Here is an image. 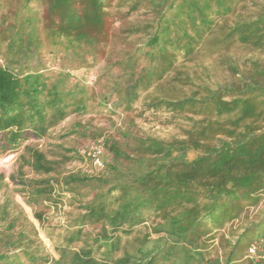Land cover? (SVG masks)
Masks as SVG:
<instances>
[{
	"label": "trees",
	"instance_id": "1",
	"mask_svg": "<svg viewBox=\"0 0 264 264\" xmlns=\"http://www.w3.org/2000/svg\"><path fill=\"white\" fill-rule=\"evenodd\" d=\"M241 1L0 0V155L22 148L9 180L40 226L46 211L70 209L52 257L5 200L0 264H264V69L215 89L179 72L159 85L201 48L264 56V6L245 19ZM124 7L141 20L123 24ZM100 62L92 93L73 73ZM153 87L147 108L200 118L182 138L129 126L116 139L80 123L52 135L71 116L130 113ZM89 132L103 146L91 175L68 171L83 159L74 147L33 143Z\"/></svg>",
	"mask_w": 264,
	"mask_h": 264
},
{
	"label": "rangeland",
	"instance_id": "2",
	"mask_svg": "<svg viewBox=\"0 0 264 264\" xmlns=\"http://www.w3.org/2000/svg\"><path fill=\"white\" fill-rule=\"evenodd\" d=\"M119 0H113L114 5ZM264 6V0H242L239 4L237 14L247 19ZM127 8L122 9L123 24L136 23L141 20V12L132 13L130 16H125ZM44 60L49 68L56 69L55 60L50 54L44 55ZM258 64L264 69V56L257 52L233 46L228 51H208L199 49L193 58L189 61H179L176 69L166 76L159 84L164 87L168 81L172 79L175 72H179L183 77H188L189 81L194 86H208L210 88H218L231 85L236 82L238 76L246 74L253 68V64ZM104 66V62H100L90 71L78 70L73 73V79L82 80L92 93L101 91V83H98V76ZM167 87V86H166ZM183 87V86H182ZM191 87H183L184 93H189ZM159 94L156 87H153L147 93L142 94L138 101L134 104L130 113L123 114L117 111L113 115H88L81 118L74 116L66 119L58 128L52 131L55 137L63 134L64 130L73 124L80 123L82 125H90V130H99L104 136L120 139V134L124 133L129 126L138 135L153 137L161 140L180 139L184 136L185 131L189 129L193 121L199 120V117L191 115H180L165 109H149L148 101ZM113 101V100H112ZM112 104H107L111 107ZM91 133H87L86 138L71 136L62 141L46 140L33 142L41 149H49L50 145L60 144L64 147H74L82 156V161L72 162L68 167L70 172H81L83 174H94L95 167L92 164L91 157L96 149H100L98 155L100 160L103 155L102 138L92 139ZM22 151V148L13 154L0 155V174L3 175V182L7 185L0 193V205L5 200L8 202V209H14V204H17L23 211L27 220L34 226L37 231L38 239L42 242L45 251L52 257H55L54 242L57 235L61 233L66 226V216L69 208L66 204L61 205L57 210L46 211L44 214L43 227L33 218L32 211L25 206L22 198L15 192L18 189L9 180V176L16 169V158ZM254 212L249 210L246 214L252 215ZM239 223H234V227ZM140 231L145 232L146 228H140Z\"/></svg>",
	"mask_w": 264,
	"mask_h": 264
},
{
	"label": "built area",
	"instance_id": "3",
	"mask_svg": "<svg viewBox=\"0 0 264 264\" xmlns=\"http://www.w3.org/2000/svg\"><path fill=\"white\" fill-rule=\"evenodd\" d=\"M99 154H100V149H96V151L93 153V155L91 157L92 158L91 159L92 164H93V166L95 168H101L102 167V162H101V160H100V158L98 156ZM249 253L252 254L253 253V249H250Z\"/></svg>",
	"mask_w": 264,
	"mask_h": 264
}]
</instances>
